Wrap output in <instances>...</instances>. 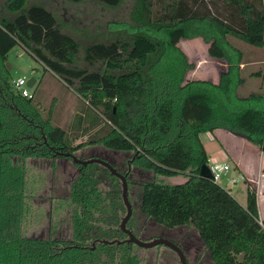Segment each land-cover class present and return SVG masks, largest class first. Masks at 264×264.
I'll return each instance as SVG.
<instances>
[{"label":"trees","instance_id":"1","mask_svg":"<svg viewBox=\"0 0 264 264\" xmlns=\"http://www.w3.org/2000/svg\"><path fill=\"white\" fill-rule=\"evenodd\" d=\"M96 1L111 9L123 2ZM4 12L13 18L0 13V264H139L134 244L100 242L124 236L125 207L120 181L98 164L78 165L63 200L72 211L71 240L22 236L29 211L25 164L13 159L54 160L57 152L95 144L131 153V166L155 176H185L183 184L142 185L141 212L156 225L193 227L213 264H264L256 190L247 183L242 207L229 190L199 176L209 164L201 134L221 129L264 154V92L237 95L246 74L260 73L249 72L247 53L236 43L264 48V0H138L133 20L139 30L86 47L41 5L7 0ZM193 37L209 43L210 57L226 62L218 84L185 80L193 66L178 44ZM16 45L86 108L65 130L40 117L33 97L14 91L4 64Z\"/></svg>","mask_w":264,"mask_h":264},{"label":"rangeland","instance_id":"2","mask_svg":"<svg viewBox=\"0 0 264 264\" xmlns=\"http://www.w3.org/2000/svg\"><path fill=\"white\" fill-rule=\"evenodd\" d=\"M25 1L26 6L41 5L51 11L57 18L61 31L71 36L81 47L94 43H109L117 37L129 38L139 30L133 20L138 0H123L120 6L114 9L104 7L96 0H87L77 5L66 0ZM6 2L7 0H0V13L8 18H13V15L4 12ZM236 43L247 53L246 58L250 62L248 67L251 69L249 72L260 73L259 77L250 79H247L248 74H246L245 84L237 89V95L247 97L256 91L264 92V48H251L237 41ZM208 47L209 43L201 37L187 38L179 42L178 48L185 56L187 64L193 66V70L191 69L192 71L189 70L185 74V80H208L217 83L219 74L224 71L227 64L225 61H218L210 57ZM4 66L10 83L19 79H24L26 82L30 79L36 81V84L29 88L33 96V105L38 109L40 117L50 126L66 129L74 121V113H78L83 108L86 110L71 89L52 73L46 71L20 46L16 45L9 51ZM75 124L77 125V120H75ZM218 130L220 131L214 134L216 139L209 133L200 135L206 153L210 156L209 161L211 162H208L209 164L227 163L231 168L229 176L238 178V172L232 169L235 162L233 158L228 157L225 151L229 135L224 130ZM229 138H232V148H238L237 146L240 148L239 152L232 150L234 156L240 157L242 152L247 153L244 146H248L249 142L236 136ZM249 146H253L257 159L258 171L256 170L253 174L257 172V182L264 186V154L261 153L259 147L252 144ZM81 149L83 151L79 153L80 156L85 157L93 154L96 155L93 158H98L97 155L105 157L122 170L125 169V164L131 160L132 155L131 153L104 149L102 144L87 145ZM244 159H249V155L245 154ZM13 160L15 163L25 164V201L29 204V211L22 225V236L33 239L71 240L72 211L67 203H63V200L67 197L69 184L79 173L78 165L71 161H62L59 158L54 160L27 159L26 161L14 158ZM130 171L131 174L126 183L127 196L132 210L131 218L127 224L128 229L143 241L164 238L181 243L185 252L183 254L193 264H213L193 227L183 226L168 230L156 225L141 212L142 185L145 182L156 181L172 185L181 183L184 179L170 180L155 176L152 172L144 171L133 165ZM239 175L243 176V174ZM219 185L225 190H229L230 195L239 205L246 206L248 184L240 181L236 185L230 186L225 178ZM261 190L260 192H263L264 187ZM261 208L264 209L263 204ZM125 239V236H120L118 241ZM132 252L137 256L139 264H180L177 255L163 246L144 249L134 245Z\"/></svg>","mask_w":264,"mask_h":264},{"label":"water","instance_id":"3","mask_svg":"<svg viewBox=\"0 0 264 264\" xmlns=\"http://www.w3.org/2000/svg\"><path fill=\"white\" fill-rule=\"evenodd\" d=\"M33 82H34L33 79L28 80L27 84H26L27 87L31 88L33 86ZM56 154L58 156H64L66 158H71L73 163L78 164V165L83 166V167H85L87 165H90V164L101 165L105 169H107L108 172L112 176L116 177L120 181L121 188H122L121 196H122V201H123V204L125 206V211L126 212H125L124 217L121 219L119 228H120L121 232L124 235H126L127 238L125 240H123V241H117V240H114V241H100L101 243H103V244H115V243L116 244H122V243H127V244H134L137 247L144 248V249H150V248H153V247H156V246H163L165 248H168V249L172 250L177 255L180 264H188L187 259L184 256L182 250L177 245H175L173 242H171V241H169L167 239H164V238H156V239H153L151 241H143V240L137 238L128 229L127 224H128V222H129V220L131 218L132 210H131V205L129 203L128 196H127L126 176L120 174L108 161L100 159V158H90V159L82 160V159L77 158L74 154H71V153H60V152H57ZM199 176L202 177V178H211V173H210L209 167L207 165H203L200 168Z\"/></svg>","mask_w":264,"mask_h":264},{"label":"crops","instance_id":"4","mask_svg":"<svg viewBox=\"0 0 264 264\" xmlns=\"http://www.w3.org/2000/svg\"><path fill=\"white\" fill-rule=\"evenodd\" d=\"M249 65H250V63H249ZM227 65L225 66V68H224V71L223 72H226L227 71ZM243 68H245V65L244 64H242V65H240V69L242 70ZM193 70V69H192ZM191 70V71H192ZM222 73V72H221ZM220 73V74H221ZM220 74H219V76H218V80H217V83H212L211 81H208V80H199V81H207V82H209V83H211V84H214V85H216V84H218L219 83V80H220ZM34 80V79H33ZM195 80H197V79H194V80H188V81H195ZM36 84V81L34 80V82H33V86ZM72 114H73V112H72ZM59 128H61V127H59ZM66 128V127H65ZM61 129H64V128H61ZM65 130V129H64ZM217 131H220V130H215L214 131V133H213V135L217 132ZM226 133H228V132H226ZM228 143H227V148L225 147V151H226V154L228 155V157L231 159V158H233V161L235 162L234 164H233V168L232 169H234V170H236V172H238V176H239V174H243V176H244V183H248V184H250L255 190H256V196H257V211H258V215H260V216H262V217H264V209H262L261 208V206H262V204L264 205V191L263 192H260V190L262 189L263 190V185L261 186V183L260 182H257V177H256V174H257V172H256V174H253V173H255V171L257 170V164H256V157H255V153H254V150H253V146H249L250 144H247L248 146H244L245 147V149H246V151H247V153H243L242 152V155L239 157L238 155H233V151H235V152H239V146H237L238 148H232L231 147V144L233 143L232 142V138H229V137H232V136H234V135H232L231 133H228ZM216 136L214 135V138H215ZM216 139V138H215ZM241 139V138H240ZM81 140L82 139H80L79 140V142L78 143H76V144H80V143H82V142H84V140L81 142ZM246 145V144H245ZM230 147V148H229ZM247 147H249L250 149H252V150H248V148ZM105 149V148H104ZM233 150V151H232ZM81 151H83L82 149L81 150H78V151H76V152H74L73 154L75 155V156H79L80 154V152ZM206 151V150H205ZM262 153V152H261ZM249 155V159H244V155ZM263 154V153H262ZM208 157H209V160H210V156L208 155ZM239 157V158H238ZM90 159V158H89ZM225 163V162H224ZM227 164V163H226ZM261 169H262V167H261ZM258 171V170H257ZM177 178H179V179H184L183 180V182H181V183H177V184H183V183H185V181L187 180L184 176H176V177H172V178H168V179H170V180H174V179H177ZM264 181V180H263ZM172 185H176V184H172ZM261 190V191H262ZM262 203V204H261Z\"/></svg>","mask_w":264,"mask_h":264},{"label":"built area","instance_id":"5","mask_svg":"<svg viewBox=\"0 0 264 264\" xmlns=\"http://www.w3.org/2000/svg\"><path fill=\"white\" fill-rule=\"evenodd\" d=\"M27 82L24 79H19L15 82H13V88L14 91L19 94L22 98L25 99H31L33 96L30 93L29 88L27 87ZM211 162V161H209ZM210 173H211V178L215 183H221V181L225 178H227V183L230 186L236 185L240 181H244L243 176L239 175L238 178L229 176L231 172V168L228 164L226 163H213V164H208ZM257 224L261 228V230L264 232V217L258 215L257 218Z\"/></svg>","mask_w":264,"mask_h":264},{"label":"flooded vegetation","instance_id":"6","mask_svg":"<svg viewBox=\"0 0 264 264\" xmlns=\"http://www.w3.org/2000/svg\"><path fill=\"white\" fill-rule=\"evenodd\" d=\"M73 154V153H72ZM93 157H96V155H93V154H91V155H89V156H85V157H83V156H77V158H79V159H82V160H86V159H89V158H93ZM97 157L98 158H100V159H103V160H106V161H108L105 157H101V156H98L97 155ZM59 159H62V161H71V162H73L72 161V159L71 158H66V157H64V156H59ZM131 161V160H130ZM130 161H127V164H125V169L124 170H122V169H120V168H117L113 163H111L110 161H108L120 174H122V175H124V176H126V182H127V180L129 179V175L131 174V164H130ZM75 164V163H74ZM76 165H78V164H76ZM133 233V232H132ZM134 234V233H133ZM135 235V234H134ZM125 237H126V235H124ZM127 238V237H126ZM200 240V239H199ZM123 241V240H122ZM172 242V241H171ZM175 245H177L181 250H182V252H184V248H183V245L181 244V243H177V242H173ZM204 247V246H203ZM185 253V252H184ZM185 256V255H184ZM187 261H188V259H187ZM188 264H193V263H191V262H189L188 261Z\"/></svg>","mask_w":264,"mask_h":264}]
</instances>
